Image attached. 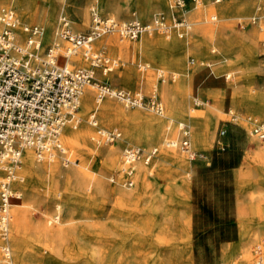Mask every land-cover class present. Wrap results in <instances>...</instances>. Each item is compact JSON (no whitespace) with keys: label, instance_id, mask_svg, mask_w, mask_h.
Returning a JSON list of instances; mask_svg holds the SVG:
<instances>
[{"label":"rangeland","instance_id":"obj_1","mask_svg":"<svg viewBox=\"0 0 264 264\" xmlns=\"http://www.w3.org/2000/svg\"><path fill=\"white\" fill-rule=\"evenodd\" d=\"M185 1L187 9L193 7L191 0ZM259 1L261 0H201L200 6L203 9L198 10L199 20L206 28L214 27L215 50L211 48L209 36L198 37L192 43L194 48L190 52L182 49L175 52L176 62H170L169 52L145 46L137 60L136 50L132 45L141 36L133 40L122 39L129 44L125 58L119 51L94 45L118 61L106 75L95 69V82H103L130 92H141L146 100L155 86L156 97L164 109L163 114H157L147 106L126 107L116 98H108L115 105L111 118L104 120L97 111V125L93 126L90 122L87 124L90 132L85 156L89 158V163L85 165V179L81 182V188L85 189V193L93 192L91 196L85 195V211L91 217L67 221L72 211L78 209L80 195L66 189L64 179L57 183L62 200L59 212L54 209L57 197L45 191L48 182L43 178L35 181L34 186L38 192L35 208L31 210L27 227L18 237L24 247H35L38 250L33 253L32 262H40L38 254L41 253L44 256L54 255L58 260L54 264H114L117 254L125 247L122 244L125 239L133 240L136 261L140 264H157L159 260H166V264H251L255 244H261L264 250V162L258 165L253 159L256 144L250 141V123L245 120L248 115L264 120V112L253 113L254 107L243 102L242 94L244 88L250 94L264 93V35H261L263 30L260 28L264 24V4ZM53 2L50 19H45L41 13L33 18L25 17L17 7V0H0V9L12 6L18 25L41 24L44 27L42 41L45 47L52 42L55 26L62 14L72 20L76 29L87 30L91 24L92 8L102 16H109L106 10L113 9L116 11L113 17L121 21L137 18L142 22H149L159 13H165L169 18L171 0ZM31 4L39 12L51 6L49 0H31ZM211 6L218 12V17L213 21L206 11ZM252 16H255L253 22ZM185 17L189 23L186 14ZM84 18H87L85 25ZM188 28L182 38L191 36V24ZM114 37L120 40L117 35ZM149 37L169 40V37L166 38L158 31H153ZM136 60L138 65L141 63L138 67ZM146 62L150 63V67H144ZM158 67L164 68L165 82L155 76ZM143 71L142 79L140 74ZM226 71L231 72L229 78H225ZM174 72L191 73L192 86L189 93L184 87L179 93L171 95L162 92L161 85L179 83L177 74L173 79L171 77ZM147 76L150 77L149 84L145 83ZM194 98L199 99L198 103L194 102ZM191 107H195L197 112L185 120L184 114ZM230 109L232 114L238 115L237 120L231 118ZM138 113H149L159 121L160 137L145 139L136 144L124 140L127 130L138 133L144 131L145 127L138 119ZM179 121L185 122L188 128L190 150L202 153L204 157L191 158L184 150L181 145L184 137L177 127ZM221 127L226 128V135L220 138L225 143L224 148L217 146L218 130ZM99 128L116 129L120 136L113 141H104L99 138ZM208 134H211L209 140L205 136ZM173 138L177 139L176 146L164 143V140ZM126 146L157 148L155 155L146 164L143 178L139 182L134 180L129 188L121 184L122 176L118 171L122 149ZM260 147L264 151V143ZM111 149L114 150L113 157L108 156ZM162 149L173 153L175 158L162 159ZM71 152V159L77 160L78 154ZM59 164L64 172L75 166L71 161L65 163L61 156ZM19 171L24 179L14 180L11 188L15 192L19 189L18 184H21L25 195L29 180L23 162L22 171ZM94 172L102 190H97V179L93 182L89 180V174ZM111 177L114 178L113 181ZM119 189H134L133 199H120L116 195V190ZM255 190L261 193V199L257 203L252 197ZM73 200L76 205L74 204V209H70L67 201ZM54 212H58L61 222L52 219ZM166 214L171 218L166 217ZM10 216L11 206L8 214V241L10 239L13 261L21 264L16 258ZM168 219L175 220L174 232L156 233L157 224ZM47 221L50 222L46 224ZM83 223L88 233L80 237L76 235V231ZM45 224L49 229H57L60 233L57 252L49 242L34 238L33 232ZM243 236H248L244 242ZM77 238L78 242L80 239L83 243L74 242ZM243 244H246L247 255L244 254ZM27 261L30 259L25 262ZM43 264L53 263L44 260Z\"/></svg>","mask_w":264,"mask_h":264},{"label":"built area","instance_id":"obj_2","mask_svg":"<svg viewBox=\"0 0 264 264\" xmlns=\"http://www.w3.org/2000/svg\"><path fill=\"white\" fill-rule=\"evenodd\" d=\"M199 0H191L196 6ZM185 0H171L169 18L159 13L149 22L137 18L121 21L115 17L102 16L91 9V24L87 30H78L72 20L62 14L58 18L55 39L43 47L44 27L41 24H24L25 37L22 41L15 38L14 30L18 21L12 6L0 9V237H7L9 207L13 198L11 183L19 179L17 170L21 163L22 150L34 149L39 158L66 155L60 143L63 126H76L79 123L78 108L83 87L95 83L97 97L116 98L126 107L147 106L157 114H163V106L152 93L146 100L143 94L123 90L106 83L95 82L94 71L99 69L108 74L118 64L117 59L107 56L103 49L94 47V40L103 34L117 35L129 40L136 39L141 33L176 31L183 36L188 28ZM170 19V21H168ZM255 21V16L251 17ZM79 54L88 66L69 65L66 59ZM162 82L166 77L159 75ZM226 78V76H225ZM237 120L238 115L231 113ZM249 133L264 140V120L247 117ZM96 126L95 116L92 120ZM184 139L182 147L191 158L204 157L202 153L190 150L188 128L179 123ZM104 141H113L120 136L116 129H98ZM226 135V128L218 130L217 146L224 148L220 139ZM156 153V148L130 146L123 150L121 183L131 187L133 184L134 164L141 159L148 163ZM69 162L67 156L64 157ZM113 181L114 178L111 177ZM3 263L15 264L7 248H4ZM253 264H264L262 245L254 246ZM225 264V263H220ZM232 264V263H228Z\"/></svg>","mask_w":264,"mask_h":264},{"label":"bare ground","instance_id":"obj_3","mask_svg":"<svg viewBox=\"0 0 264 264\" xmlns=\"http://www.w3.org/2000/svg\"><path fill=\"white\" fill-rule=\"evenodd\" d=\"M50 1V7L49 9H45L42 12H39L33 4H31V0H17V7L20 9L21 14H23L27 18H33L36 16H39L40 13L42 17H45V19H50L51 14H52V5H53V0ZM98 2V0H94V2ZM217 1V0H216ZM262 4H264V0L259 1ZM201 0L198 1L196 6H193L185 11V14L187 15L189 19V23L187 22L188 26L191 24L192 26V31H191V36H186L182 38L183 36H179V34L176 31H171L170 33H161L164 35L167 39L169 40H164L161 38H155V37H149L152 35L153 31L149 32H143L141 33L137 38H140L137 40L136 44L132 45V47H135L136 50V59L139 60V57H141V50L142 47L145 46V48H157L160 49L162 52H169L170 57L169 60L170 62H176L177 58L175 57V52L177 50H186L187 52H190L192 48H194V45H192L193 42L198 37L202 36H209L210 41L212 42V50H215L216 44L213 39L214 36V27L213 28H206L203 25H201V21L199 20V8L203 9V6H200ZM93 7V6H92ZM105 7V6H104ZM107 7V6H106ZM206 7V6H205ZM259 7V6H257ZM207 9V7H206ZM210 14V20L213 21L218 17V12L216 8L211 6L206 10ZM205 11V12H206ZM107 15L110 17H113V15L116 13L115 10H106ZM261 15V14H260ZM264 15V12L262 13ZM220 19V18H219ZM222 19V18H221ZM224 19V18H223ZM87 21V18L83 20V23ZM81 22V21H80ZM82 23V22H81ZM23 25H17L15 30H14V35L15 38L18 41H22L25 37V33L23 31ZM57 26V24H56ZM56 26H55V31H56ZM260 28L263 30L261 32V35H264V24L260 26ZM189 28H187L188 30ZM55 31L53 35V40L55 39ZM155 31V30H154ZM159 32V31H158ZM145 34V35H143ZM150 34V35H149ZM173 35V36H171ZM186 35V34H185ZM171 36V37H170ZM51 37V35H50ZM164 37V38H165ZM120 40H117L114 35L112 34H103L99 37H97L94 40V45L97 47L100 46H105L108 47L109 49L119 51L123 54V58H125L128 49H129V44L126 41H123L122 39L125 38H120ZM52 40V41H53ZM191 41V44H190ZM116 59V58H115ZM136 60V65L137 67L141 65V63L138 65ZM66 62L69 65H80V66H88V63L85 59L81 58L79 54L71 55L66 59ZM203 63V62H200ZM211 64V63H208ZM207 65V64H206ZM144 67H150V63L146 62ZM141 70V68H140ZM164 68H156L155 70V76L160 77V74H163ZM151 74V71L149 70V74ZM179 76V83L177 85H171L169 83H165L164 85H161L162 92L165 93L166 95H171L173 93H179L181 91V88L184 87L185 89L188 90V93L191 91V86H192V75L190 72H183V73H176L174 72V75L171 76L172 79L174 78L175 75ZM231 75V72L226 71L225 76L226 78H229ZM144 71L143 73L141 72L140 78H144ZM149 79L150 77H146V84H149ZM175 80V79H174ZM165 82V81H164ZM154 83V82H153ZM152 83V84H153ZM95 83L90 82L87 83L82 90V93L80 95V100H79V124L76 126L72 127L69 125H65L62 127L60 131V143L62 144L63 148L65 149L66 155L69 162L71 161L75 166L71 167L69 171L64 172L62 168L60 167L59 164V157L61 156L63 160L65 156L63 155H55V156H49V157H44V158H39L37 154L35 153L34 149L31 147H26L22 150L21 158H20V167L17 170V176L20 181H22L24 178L22 174L20 173V169L22 171V162L24 165V171L27 174L28 178V183L26 184L25 187V195H23L22 191V185H19V189H17L15 192L13 191V198L11 200V231H12V239L13 243H16V258L21 264H43V261L45 260L46 262L50 263H56L58 260L54 255H47L44 256L41 253L38 254V257L41 258L40 262H32V257L34 256V252L37 253L38 250L34 247L28 248L24 247L23 245L20 244L19 242V235L24 231V229L27 227L31 210L35 208V198L38 195L37 189L35 188V181L37 180H42L45 179L46 183L48 182V188L45 189V191L48 194L53 193L57 198L54 203V209L60 210L61 205H62V200L60 198V194L57 188V183L64 179L66 182V189L73 191L75 194L78 193L80 195L79 201L77 203L79 204L78 209L76 211H72L71 215L69 216L67 221H75L77 219H86L90 218L91 215H89L88 212L85 211V195L86 196H91L93 192L88 191L85 193V189L83 190L81 188V182L85 179V165L89 163V158L85 156V150L87 149V137L89 136L90 128L87 126V124L90 122L92 124L93 117L95 116V113L99 111V116L104 119V120H109L111 116L113 115L115 105L114 103L109 100V96H106L103 99H99L97 97V91L95 88ZM177 86V87H174ZM246 86V85H243ZM157 87H153V92L155 93ZM95 91V94H94ZM134 93H139L142 94L141 92H134ZM243 94V102L250 107H254L253 113H259V112H264V93L263 92H254V94H250V91L244 90L242 91ZM113 98V97H111ZM197 98H194V102L198 103ZM201 103V102H200ZM91 109V110H90ZM218 109V108H217ZM197 109L195 107H191L187 113L184 115V119L187 120L188 118L193 117L196 114ZM219 110V109H218ZM250 112V111H249ZM229 113H232L231 109L229 110ZM252 113V112H251ZM78 114V112H77ZM138 119L143 123L145 129L142 133L138 132H132L130 130L125 131L124 135V140L128 143L131 144H136V143H141L145 141V139H156L161 136V126L159 124V121L151 114L149 113H138ZM198 116V115H197ZM252 117L251 115H248L247 117ZM247 117L245 120L249 123L247 120ZM257 119V117H256ZM96 120V116H95ZM179 123L185 124L183 121H179L177 123V127L179 128ZM93 125V124H92ZM96 125H97V120H96ZM250 141L254 142L256 144V150L255 153L253 154V159L256 161L258 165L263 164L264 162V151H261V147L263 146L264 140L260 139L259 137L250 134ZM207 136V139L209 140L211 138V134L205 135ZM91 137V136H90ZM99 138L102 139L99 133ZM164 143L168 144L169 146H176L177 144V139H169V140H164ZM130 147L126 146L122 149V152L125 148ZM155 148V147H152ZM157 149V148H156ZM185 150V149H184ZM71 151L75 152L78 154V157L76 158L77 160L71 159ZM187 151V150H186ZM96 153V152H95ZM114 150L111 149L108 156L113 157ZM96 155V154H95ZM93 155V158L95 157ZM96 158V157H95ZM161 158L162 159H174L175 155L173 153L168 152L165 149H162L161 151ZM92 160V158H91ZM65 162V161H64ZM66 163V162H65ZM146 162L139 159L135 162L134 167H135V172L133 173L132 179L133 183L134 180L137 179L139 182L141 178L145 175V167H146ZM119 166V162L117 164ZM123 167V159H122V153H121V159H120V168L121 170ZM96 172L89 174V180L91 182L94 181V179H97V190H102L103 187L102 185L99 184L98 178L95 176ZM120 176H122L121 171L119 172ZM15 182V181H14ZM123 185V183H121ZM133 185V184H132ZM124 186V185H123ZM129 188V187H128ZM135 194L134 189L130 190H116V195L123 200H131L133 199ZM253 200L257 203L261 199V193L259 190H255L252 194ZM67 205L70 207V209H74L73 206L76 205L75 200L73 201H67ZM75 204V205H74ZM58 212H54L52 215V219L56 222H61L60 221V215ZM170 214V213H169ZM166 217H170V215L166 214ZM50 221H47L49 223ZM42 225L41 228L38 230H35L34 233V238L41 239L45 243L49 242V245H51L52 249L57 252L58 247H57V239L60 235L58 233L57 229H49L46 227L47 225ZM76 224V223H75ZM78 224V223H77ZM87 224V223H86ZM91 224V223H90ZM174 226H175V220L173 219H168L165 220V222L161 221L160 223L157 224L156 227V233H166V232H174ZM75 227V225H73ZM7 230H8V221H7ZM85 229V223L81 224V227L79 228L78 231H76V235L80 236L85 235L88 233ZM8 232L7 231V237L1 238L0 237V264L3 262V253H4V248H7L10 252V239L8 241ZM128 236V235H127ZM248 236H243V242L247 240ZM128 238V237H125ZM83 240V239H82ZM86 240V239H84ZM77 242V244H82L83 242L80 241L78 242V238L74 241ZM12 243V242H11ZM122 244L125 246L123 247L119 253L116 256V260L114 264H140L136 260V251L133 246V240L128 241L125 239ZM243 250L244 254L247 255V247L246 244H243ZM59 246V245H58ZM78 246V245H77ZM34 249V251H33ZM75 250V249H74ZM73 250V252H74ZM242 254V253H241ZM254 257V256H253ZM12 258V256H11ZM30 259V261L25 262L26 260ZM263 260H264V255H263ZM13 261V259H12ZM166 260H159L157 264H166ZM14 262V261H13ZM25 262V263H24ZM254 263V260L251 261V264ZM16 264V263H15ZM101 264V263H100ZM167 264H169L167 262Z\"/></svg>","mask_w":264,"mask_h":264}]
</instances>
